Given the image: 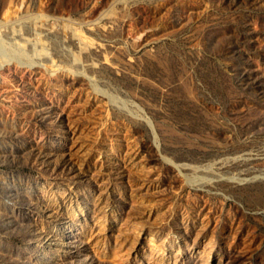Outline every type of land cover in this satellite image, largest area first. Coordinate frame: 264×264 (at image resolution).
Masks as SVG:
<instances>
[{
  "label": "rangeland",
  "instance_id": "obj_1",
  "mask_svg": "<svg viewBox=\"0 0 264 264\" xmlns=\"http://www.w3.org/2000/svg\"><path fill=\"white\" fill-rule=\"evenodd\" d=\"M0 264H264V0H0Z\"/></svg>",
  "mask_w": 264,
  "mask_h": 264
}]
</instances>
